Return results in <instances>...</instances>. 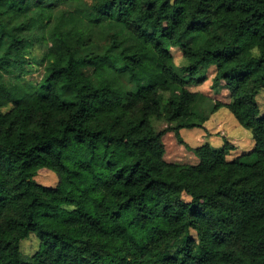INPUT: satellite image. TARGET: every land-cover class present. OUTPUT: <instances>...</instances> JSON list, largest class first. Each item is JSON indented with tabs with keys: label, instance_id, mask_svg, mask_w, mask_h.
I'll use <instances>...</instances> for the list:
<instances>
[{
	"label": "trees",
	"instance_id": "obj_1",
	"mask_svg": "<svg viewBox=\"0 0 264 264\" xmlns=\"http://www.w3.org/2000/svg\"><path fill=\"white\" fill-rule=\"evenodd\" d=\"M210 67L252 149L167 162L153 121L201 128ZM261 90L264 0H0V264H264Z\"/></svg>",
	"mask_w": 264,
	"mask_h": 264
},
{
	"label": "rangeland",
	"instance_id": "obj_2",
	"mask_svg": "<svg viewBox=\"0 0 264 264\" xmlns=\"http://www.w3.org/2000/svg\"><path fill=\"white\" fill-rule=\"evenodd\" d=\"M46 45L43 42L27 39L25 42V53L27 66L31 73L25 78L26 80L37 83L44 73V54ZM174 55V63L177 66L185 64L180 52L176 49H171ZM214 67L207 70L204 82L200 84H192L190 90L193 92H201L207 101L200 105L201 113L206 116V121L201 128L190 130H180L179 137L183 143H179L173 131L168 130L171 124L161 121H153V125L157 131H166L161 142L163 144L165 154L164 159L167 162L178 164H195L197 159L193 153V149L203 144H209L215 149H222L227 143L232 149L227 152L228 159H232L238 155L248 153L253 146L250 132L238 125L236 120L224 105L231 104L229 92L224 85L213 87L212 79L214 77ZM124 78V76H123ZM128 90H134V86L130 84L126 78L123 79ZM256 101L259 105L260 112H264V91L261 90L256 95ZM220 103L223 107L214 111L215 104ZM8 108L4 109L7 111ZM36 181L44 187H54L57 184V177L54 173L48 170H40L36 175ZM38 239L31 234L26 240L21 243V251L28 259L38 248Z\"/></svg>",
	"mask_w": 264,
	"mask_h": 264
}]
</instances>
